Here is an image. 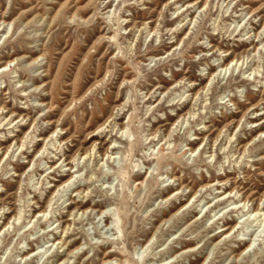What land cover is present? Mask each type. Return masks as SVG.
<instances>
[{"label": "rangeland", "instance_id": "1", "mask_svg": "<svg viewBox=\"0 0 264 264\" xmlns=\"http://www.w3.org/2000/svg\"><path fill=\"white\" fill-rule=\"evenodd\" d=\"M263 100L264 0H0V264H264Z\"/></svg>", "mask_w": 264, "mask_h": 264}, {"label": "bare ground", "instance_id": "2", "mask_svg": "<svg viewBox=\"0 0 264 264\" xmlns=\"http://www.w3.org/2000/svg\"><path fill=\"white\" fill-rule=\"evenodd\" d=\"M186 6H191L190 4H187ZM1 23H3V22H1ZM176 47H177V45L176 46H174V49H176ZM227 53V52H226ZM225 53V54H226ZM240 61V59H234V58H232L227 64H225V65H220V69H219V72H221L222 70H226L227 69V67H228V65L230 64H233L234 66L238 63ZM8 62H10V61H7V63ZM5 66H6V64L2 67L3 69L2 70H5ZM214 72L215 71H212V73L210 74V77L214 74ZM216 73V72H215ZM191 84H195V82H191ZM204 87H205V85L202 87V89H204ZM157 89V88H156ZM196 94V93H195ZM194 94V95H195ZM228 101H231V99L230 98H228ZM263 102H264V100H263ZM236 108V111H238V109H237V107H235ZM251 108H256V105H251ZM0 109L1 110H4L5 109V106L4 105H1L0 106ZM189 112V111H188ZM183 116H184V114L182 115V114H180L179 116H178V118H183ZM18 117H20V115L18 116ZM25 117V115H23L22 117H21V119L20 120H22L23 118ZM8 119V116H6L5 118H4V120H7ZM233 120V119H232ZM107 122V121H106ZM10 123H12V120H10V122H8L7 124H10ZM105 123H103V125H104ZM164 124H167V121L164 123ZM173 124V123H172ZM102 127V125L101 126H99V128H101ZM206 126L204 125V126H202L201 128H205ZM99 128H97V130L99 129ZM200 128V129H201ZM100 130V129H99ZM261 133H264V131H262ZM153 135V134H152ZM13 136V138H15L16 137V134H14V135H12ZM111 137V136H110ZM38 139H40L39 137H38ZM193 139H197V137L196 136H194V138ZM20 140H17V139H15V144H17V148H20L21 146H22V144L20 143V144H18V142H19ZM57 142V141H56ZM59 144V143H58ZM11 145V144H10ZM34 145H36V142L34 143ZM1 148H3L2 147V145H1V143H0V149ZM8 148H9V146H7L6 148H5V152L8 150ZM56 149H57V147H56ZM114 149V145L113 146H111V142L109 143V145L105 148V150H104V152H103V156H105L106 154H107V152H110V153H112V150ZM188 150L191 152V153H193L194 152V149H192L191 147H188ZM89 149H85L84 150V152H83V154H82V156L84 157V156H87V155H89L90 156V154H89ZM63 156H64V154H62ZM108 158H109V156H108ZM59 159V157L57 158V160ZM62 162H65V164H64V166H65V169H66V173L64 174V175H66V178L64 179V180H62V182L60 183V185H57V189L59 190V187L61 186L62 188H64V187H68V186H70V183H71V181H72V177H73V175H72V173H76V172H78V169H72L71 167H67L69 164H71L72 163V160H71V158H69L68 160L66 159V157H64L63 158V160H62ZM78 166V165H77ZM51 167H54V165H52V166H48L47 168H51ZM71 169V170H70ZM142 181H138V182H136L137 184H140ZM209 183H211V182H207L206 184H204V185H202V186H204V188L205 189H208V186H210V185H207V184H209ZM222 183H224V182H221L220 184H222ZM73 184V183H72ZM233 190V189H232ZM232 190L231 191H229L228 192V194H230L231 192H232ZM76 192H78V193H81V191H80V189H78ZM225 194V193H224ZM223 194V195H224ZM195 195V193L193 194V196ZM263 196H264V191L260 194V197L258 198V200H259V202H260V200H261V198H263ZM249 198H250V196L249 195H246L245 197H244V199L242 200V199H240L239 200V202H237V203H235V204H242V205H244V203H245V201H249ZM69 199V204H76L73 208L74 209H76L77 211L79 210V206L77 205V202H75V201H71V199H70V197L68 198ZM263 208H264V206H262V207H259L258 208V206L256 207V209L253 211V214L255 215V214H258V216L260 217V215H262V214H264V212H263ZM86 210V209H85ZM10 211H12V210H10ZM83 210L81 211V214H83ZM103 211L101 210L100 211V213H102ZM259 212H262V213H259ZM44 213H45V211L44 210H42V211H39L37 214L39 215V216H43L44 215ZM251 213V212H250ZM257 216V217H258ZM264 216V215H263ZM102 217H107V216H102ZM69 219V218H68ZM7 224V223H6ZM6 224H4L3 225V228H5V226H6ZM70 225L69 224H67V227H69ZM234 226L235 225H233L232 227L231 226H229V225H222V227L220 228V232H218V233H220V235H223L224 237L230 232V231H232L233 229H234ZM64 231V230H63ZM217 233V234H218ZM217 234H213V236L212 237H216V235ZM55 243H57V244H59L60 243V246H62V245H64V242L62 241L61 242V238H58V239H54L53 240ZM52 241V243L50 244V246L51 245H53L54 244V242ZM248 248V247H247ZM244 251V249L243 250H241L238 254H235L234 256L235 257H239L241 254H242V252ZM31 253H33L34 251H30ZM70 253H72V251L70 252ZM68 255H70L69 254V252L66 254V257L68 256ZM108 255H109V253H106L105 255H104V259H106L105 261H108L107 260V258H108ZM26 256V255H25ZM66 257H64L59 263H57V264H63V263H65V262H67V258ZM102 264H106L105 262H103Z\"/></svg>", "mask_w": 264, "mask_h": 264}]
</instances>
